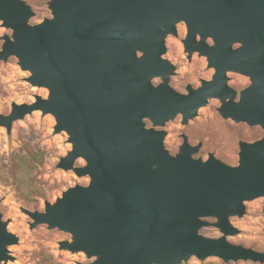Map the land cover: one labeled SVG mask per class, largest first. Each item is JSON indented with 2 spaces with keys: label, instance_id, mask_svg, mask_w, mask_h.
<instances>
[{
  "label": "water",
  "instance_id": "water-1",
  "mask_svg": "<svg viewBox=\"0 0 264 264\" xmlns=\"http://www.w3.org/2000/svg\"><path fill=\"white\" fill-rule=\"evenodd\" d=\"M51 17L28 24L21 0H0L4 36L0 60L15 56L28 81L48 89L31 103L11 104L0 127L34 110L52 114L54 131L72 144L58 166L88 176L87 185L63 191L41 211L24 209L30 228L70 233L59 247L84 252L91 263L177 264L191 256L203 261L264 263V252L234 244L229 217L244 212L243 201L264 197V136L239 144L235 166L212 153L193 158L199 145L182 136L172 156L163 148L162 127L177 115L186 124L217 98L224 118L264 129V0H50ZM184 22V50L204 56L213 73L200 86L180 93L151 79L171 71L165 33ZM210 39L211 43L206 41ZM140 53V55H138ZM249 77L237 93L227 72ZM238 95V96H237ZM237 99L235 100V98ZM146 120L152 127H146ZM78 158L85 165L73 167ZM223 236L206 237L210 225ZM0 212V261L15 242Z\"/></svg>",
  "mask_w": 264,
  "mask_h": 264
},
{
  "label": "rangeland",
  "instance_id": "rangeland-1",
  "mask_svg": "<svg viewBox=\"0 0 264 264\" xmlns=\"http://www.w3.org/2000/svg\"><path fill=\"white\" fill-rule=\"evenodd\" d=\"M26 4L32 15L28 24L40 23L51 17L48 2L50 0H21ZM12 30L5 27L0 20V49L6 35L11 38ZM186 35L184 22L176 24V32L165 33V52L162 59L171 65V71L164 77L155 76L151 79L153 86L167 83L180 93H186V88L200 86L203 79H209L213 73L207 68L204 56L197 51L189 55L182 40ZM207 43H211L208 39ZM140 55V53H138ZM29 70L22 69L15 56L0 60V114L7 115L11 104L31 103L35 96L48 97V89L38 87L28 81ZM228 84L237 93L250 84L249 77L241 73L228 71ZM47 94V95H46ZM238 96V95H237ZM237 97L235 98V100ZM221 102L217 98L207 99L204 106L196 110L194 117L186 124L181 123V115H177L162 127H154L165 131L163 148L174 156L182 144V136H186L190 145H199L193 158L205 160L212 153L215 158L225 164L235 166L239 161V144L253 143L264 136V129L259 125L249 126L245 122H234L224 118L219 111ZM55 118L52 114H43L34 110L15 120L7 131L0 127V212L2 220L7 222L6 230L15 237V242L6 246L8 259L0 264H44L45 255L50 254L49 264L91 263L95 257L88 258L84 252H70L59 247L60 241H71L72 235L58 229H48L45 224L30 228L32 221L24 209L41 211L44 203H53L62 192L80 184L87 185L88 176H77L72 168L63 169L58 166L60 158L71 150L69 135L66 131H54ZM146 127H152L146 120ZM41 150L44 160L33 169L32 177L37 186L44 192L42 197L34 201L25 200L17 191L12 175L14 158L17 155L29 156L32 152ZM85 165L83 158L74 161L73 167ZM242 215H231L229 221L236 230L234 234L226 235V239L234 244H240L264 252V197L258 196L243 201ZM210 223L199 230V233L211 238L223 236V233L212 224L215 218H205ZM264 264L251 261H229L209 257L203 261L191 256L177 264Z\"/></svg>",
  "mask_w": 264,
  "mask_h": 264
},
{
  "label": "trees",
  "instance_id": "trees-1",
  "mask_svg": "<svg viewBox=\"0 0 264 264\" xmlns=\"http://www.w3.org/2000/svg\"><path fill=\"white\" fill-rule=\"evenodd\" d=\"M44 155L41 150L32 152L29 156L17 155L14 158L12 175L19 194L27 201H34L37 197H42L44 192L37 186L36 181L32 177L33 169L41 165ZM50 254L45 255V263L52 261ZM212 264V263H210Z\"/></svg>",
  "mask_w": 264,
  "mask_h": 264
},
{
  "label": "bare ground",
  "instance_id": "bare-ground-1",
  "mask_svg": "<svg viewBox=\"0 0 264 264\" xmlns=\"http://www.w3.org/2000/svg\"><path fill=\"white\" fill-rule=\"evenodd\" d=\"M47 95V94H46Z\"/></svg>",
  "mask_w": 264,
  "mask_h": 264
}]
</instances>
